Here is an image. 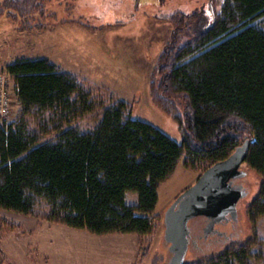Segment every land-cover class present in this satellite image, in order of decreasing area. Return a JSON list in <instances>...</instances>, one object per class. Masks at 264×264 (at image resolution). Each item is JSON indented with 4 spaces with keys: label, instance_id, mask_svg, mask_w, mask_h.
I'll return each mask as SVG.
<instances>
[{
    "label": "trees",
    "instance_id": "trees-1",
    "mask_svg": "<svg viewBox=\"0 0 264 264\" xmlns=\"http://www.w3.org/2000/svg\"><path fill=\"white\" fill-rule=\"evenodd\" d=\"M43 1L4 0L0 15L24 19ZM201 14L162 16L173 33L151 83L155 103L179 122L181 142L133 117L121 99L95 128H73L100 104L74 74L49 58L5 63L0 72L20 109L0 121V211L96 235L135 234L134 264H143L161 219L160 185L181 162L205 171L250 139L245 164L261 183L247 213L252 223L264 216V0H224L207 28L184 39ZM0 227L3 235L18 225L0 217ZM255 245L233 242L183 264H252Z\"/></svg>",
    "mask_w": 264,
    "mask_h": 264
},
{
    "label": "rangeland",
    "instance_id": "rangeland-1",
    "mask_svg": "<svg viewBox=\"0 0 264 264\" xmlns=\"http://www.w3.org/2000/svg\"><path fill=\"white\" fill-rule=\"evenodd\" d=\"M223 1L45 0L37 8L31 9L24 19L0 15V71L5 63L18 58H49L74 74L90 90L96 102L101 104L71 123V127L80 131L95 128L103 118L104 110L121 99L128 103L133 117L151 122L181 142L179 122L165 113L151 94L155 68L173 33V25L162 16L179 10L187 13L202 10V14L189 25L184 38L187 40L213 22L214 14L220 10ZM9 86L14 96L12 121L16 118L20 104L12 92L10 80ZM242 167L246 174L235 182L249 193L239 203V220L235 227L231 222L216 225V229L225 232L233 240L229 241L225 235L214 237L211 244L199 239L198 248L190 246L186 261L209 257L220 253L233 242L252 239L256 244L253 250L259 254L252 264H264V216L252 223L247 213L248 205L258 193L261 177L245 163ZM202 172L181 162L174 175L160 185L156 214L161 219L143 264H167L170 252L164 238L165 213L177 196L191 187ZM126 200L130 204L137 203V193L128 192ZM0 217L17 224V230L23 234L34 235L32 221L37 219L5 211H0ZM194 222L192 220L190 225ZM58 246L62 262L75 264L70 261L65 249H69L70 254L77 258V247L74 245L75 249L66 242L63 244L61 239L58 240ZM93 249L89 246L86 252L94 253ZM114 255L113 251H108L106 257L113 259Z\"/></svg>",
    "mask_w": 264,
    "mask_h": 264
},
{
    "label": "water",
    "instance_id": "water-1",
    "mask_svg": "<svg viewBox=\"0 0 264 264\" xmlns=\"http://www.w3.org/2000/svg\"><path fill=\"white\" fill-rule=\"evenodd\" d=\"M250 144L251 140L247 139L228 158L208 167L167 209L164 216V238L170 252L167 264L186 261L193 219L203 216L211 228L223 221L238 222L239 203L249 191L235 181L246 174L242 165Z\"/></svg>",
    "mask_w": 264,
    "mask_h": 264
},
{
    "label": "crops",
    "instance_id": "crops-1",
    "mask_svg": "<svg viewBox=\"0 0 264 264\" xmlns=\"http://www.w3.org/2000/svg\"><path fill=\"white\" fill-rule=\"evenodd\" d=\"M32 223L34 235L23 234L21 230L15 229L16 231L6 232L3 238L0 227V264H64L59 256V239L63 241V244L66 242L73 248L77 247L79 261L70 254L69 249H65L70 261H74L75 264H134L136 262L139 247L138 237L135 234L96 235L86 230L46 221L35 220ZM89 246L94 247V253L86 252ZM108 251L114 252L113 259L106 257Z\"/></svg>",
    "mask_w": 264,
    "mask_h": 264
},
{
    "label": "flooded vegetation",
    "instance_id": "flooded-vegetation-1",
    "mask_svg": "<svg viewBox=\"0 0 264 264\" xmlns=\"http://www.w3.org/2000/svg\"><path fill=\"white\" fill-rule=\"evenodd\" d=\"M239 179H243V177L238 178L237 180H239ZM193 220H195L194 224L192 226L190 225V246L194 245L195 247L198 248L199 247V239H203V240H205V243L211 244L213 242L214 237L223 236V235H225L226 239L228 238L229 241L233 240L232 237L227 235L225 232H222V231L216 229L217 224L211 228L208 219H206L205 217L201 216V217H197ZM224 222H226V221H223L220 223H224ZM229 222H231L233 224V226L235 227L234 222L229 220L226 223H229ZM222 240H224V239L222 238Z\"/></svg>",
    "mask_w": 264,
    "mask_h": 264
},
{
    "label": "built area",
    "instance_id": "built-area-1",
    "mask_svg": "<svg viewBox=\"0 0 264 264\" xmlns=\"http://www.w3.org/2000/svg\"><path fill=\"white\" fill-rule=\"evenodd\" d=\"M9 76L0 73V121L7 122L12 115V105L14 96L11 94L9 86ZM11 82V81H10Z\"/></svg>",
    "mask_w": 264,
    "mask_h": 264
},
{
    "label": "bare ground",
    "instance_id": "bare-ground-1",
    "mask_svg": "<svg viewBox=\"0 0 264 264\" xmlns=\"http://www.w3.org/2000/svg\"><path fill=\"white\" fill-rule=\"evenodd\" d=\"M188 189V188H187ZM231 221V220H230ZM218 224V223H217ZM189 247H190V245H189Z\"/></svg>",
    "mask_w": 264,
    "mask_h": 264
}]
</instances>
